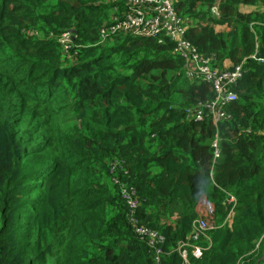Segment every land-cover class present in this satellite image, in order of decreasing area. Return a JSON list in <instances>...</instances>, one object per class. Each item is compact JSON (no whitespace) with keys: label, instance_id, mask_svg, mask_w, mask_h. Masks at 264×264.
I'll use <instances>...</instances> for the list:
<instances>
[{"label":"trees","instance_id":"16d2710c","mask_svg":"<svg viewBox=\"0 0 264 264\" xmlns=\"http://www.w3.org/2000/svg\"><path fill=\"white\" fill-rule=\"evenodd\" d=\"M114 6L0 0V264H154L112 182L114 159L140 222L164 237L162 264H182L196 218L212 227L189 264H264V60L253 58L264 0H176L185 38L212 65L242 67L217 125L191 113L214 93L186 76L169 38L101 41Z\"/></svg>","mask_w":264,"mask_h":264},{"label":"built area","instance_id":"2783aa9c","mask_svg":"<svg viewBox=\"0 0 264 264\" xmlns=\"http://www.w3.org/2000/svg\"><path fill=\"white\" fill-rule=\"evenodd\" d=\"M112 2L115 6L111 19L99 30L101 41L119 33L150 37L166 36L173 42V52L184 60L186 76L190 80L200 79L208 82L214 93L213 98L207 103L191 110L196 121H201L207 116L214 125H217L220 121L230 117L228 105L237 98L233 87L242 76L241 64L231 69L212 65L210 58L203 56L185 38L186 26L183 18L176 11V0H112ZM57 41L62 53L70 55L74 45L73 34L63 32L57 37ZM212 145L214 157H217V138ZM109 167L112 182L118 186L120 195L127 206L129 223L137 237L148 245L154 257V264H162L164 237L157 230L140 222L137 216L140 205L137 190L133 186H128L117 174L119 171H122L123 175L127 173L123 161L114 159L109 163ZM211 227L212 225L202 218L193 220L189 237L186 241H181L177 247L183 260L182 264H189L188 247L193 256H200L202 249L195 242L201 237H206V231Z\"/></svg>","mask_w":264,"mask_h":264},{"label":"water","instance_id":"95a60500","mask_svg":"<svg viewBox=\"0 0 264 264\" xmlns=\"http://www.w3.org/2000/svg\"><path fill=\"white\" fill-rule=\"evenodd\" d=\"M253 58L257 61H262L264 59V51L261 47H258L256 53L254 54Z\"/></svg>","mask_w":264,"mask_h":264},{"label":"rangeland","instance_id":"374dc122","mask_svg":"<svg viewBox=\"0 0 264 264\" xmlns=\"http://www.w3.org/2000/svg\"><path fill=\"white\" fill-rule=\"evenodd\" d=\"M254 9V8H253ZM242 10H244V11H248V10H252V8H250V7H242ZM230 202L232 201V199L230 198V200H229ZM207 222V221H206ZM208 223V222H207Z\"/></svg>","mask_w":264,"mask_h":264}]
</instances>
